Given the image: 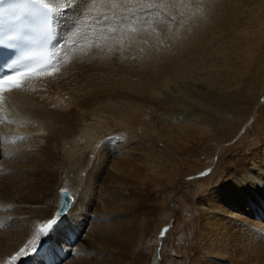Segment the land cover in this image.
Returning <instances> with one entry per match:
<instances>
[{"label": "bare ground", "instance_id": "6f19581e", "mask_svg": "<svg viewBox=\"0 0 264 264\" xmlns=\"http://www.w3.org/2000/svg\"><path fill=\"white\" fill-rule=\"evenodd\" d=\"M40 1L54 9L53 68L0 95V264L31 252L42 240L39 229L51 221V247L72 253L65 264L79 253L103 252L107 240L113 249L110 237L125 231L136 243L143 230L156 227L139 211L138 191L146 195L158 186L164 194L154 199L187 194L168 206L153 201L171 217L160 222L170 263L264 264V5L256 25L228 20V28L220 12L231 0ZM156 3L182 11L178 25L152 22L147 14ZM225 75L235 87L256 85L240 103L237 124L227 123L223 140L217 135L210 144L222 106L235 99L225 87L218 92ZM13 105L19 114L9 110ZM114 138L121 140L117 146ZM125 147L142 154L125 156ZM165 154L179 170L162 179ZM211 164L208 177L197 176ZM185 165L195 173L189 179ZM187 180L193 193L180 188ZM63 193L74 201L64 213ZM116 213L126 218L121 222ZM70 235L81 242L68 244Z\"/></svg>", "mask_w": 264, "mask_h": 264}, {"label": "rangeland", "instance_id": "374dc122", "mask_svg": "<svg viewBox=\"0 0 264 264\" xmlns=\"http://www.w3.org/2000/svg\"><path fill=\"white\" fill-rule=\"evenodd\" d=\"M200 1L203 2V0H200ZM230 2H231V4L227 8V11L226 12H220L222 18H226V24H224V25H229L228 28L230 27V23L228 22V20H230V21L235 20V22L233 24H231V25H235L236 27L237 26H243L244 27L245 25H256V21L261 19V17H259V19L257 18V14L260 13V9L259 8H260V6L262 4L264 5V0H231ZM227 4H228V2H227ZM168 5L169 4L166 5V3H165V6L162 5V4L160 5V3H156L155 11L154 12H149V14H147V15L150 16V20L152 22H154V21H157V19H159V21L163 22V23L167 22L168 24L172 23V25H178V23H179L178 21H180L182 19L184 13L182 11H180L179 9H176V8L174 9L173 7H171L172 5L169 6L172 9V10H170ZM207 6H209V4ZM232 8H233V13H232ZM216 9H217V11L218 10L220 11L219 8L216 7ZM173 10H175L176 12H178V11H180V12L176 13ZM206 10L207 11L209 10L210 12H215L216 11V10L214 11V9H212V8H207ZM263 12H264V9H263ZM140 14H143V12H141ZM174 15H177V16H174ZM262 16L264 17V14H262ZM140 17H139V20L142 19L140 21V23H142L143 21H147L146 18H145L146 20L144 19V17H146V15L143 16V18H140ZM250 20H251V22H250ZM128 50H129V52L128 51L127 52L131 53L130 49H128ZM262 50L261 51L264 52V46H263ZM260 64H259V66H262V65L264 66V58L263 57L260 60ZM251 70L253 72V69H251ZM252 72H251V74H252ZM261 76L263 77L262 74H261ZM231 81H232V79L228 75H225L224 76V80L220 81L221 88H220V90L218 92L223 94L224 93L223 87H225L229 91L226 94L229 95V96L234 97L235 99L227 98V100L225 101L226 105L222 106L223 112L219 115V120L222 123H219V122L216 123V126L218 125L219 128L217 127L216 131H213V133H209V136L214 139V140L210 139L211 140L210 144L211 143L214 144V142L216 140L215 138L217 137V135H218V137L221 136V138H222V134L221 133L229 132V128L227 127V123H231L232 127H234L237 124L239 116H236L235 114L242 107L240 105V103H241L242 100L246 99L244 97H247V95H250V89L253 86L256 85L254 83L253 84L252 83H248V84H245V86L242 84L240 87H235V84L232 83ZM263 85H264V83H263ZM232 86H234V87H232ZM263 95H264V90L262 91V96ZM234 104H235V108H233ZM9 110L10 111L11 110H15L14 112L19 114L17 108L14 105L11 106V108ZM28 119H29V121L33 120L32 118H28ZM4 132H6V131H4ZM76 136L78 138L82 137L80 132H78L76 134ZM7 138H9V136ZM222 140H223V138H222ZM112 141L111 142L113 143V145L117 146L115 141L119 142L121 140H119L118 138H114ZM236 143L239 146L242 147L241 141H237ZM109 145H112V144H109ZM132 145H135V144L133 143ZM141 146H142V144H140L138 146V148H140ZM206 149L207 148H205V147L201 148V152L203 150H205L202 154H206V152H208ZM119 150H120V148L119 149L117 148V150L115 152L117 155L120 154V153H118ZM123 151L125 152V156L128 155V153H129V155H132L133 157L142 154V153H139L138 150H135V149H130L129 150V149H126V147L124 148ZM106 152L107 151H103L101 149V153L103 155V158L105 157L104 155H105ZM126 152H128V153H126ZM110 155L114 159V162L117 163V161L120 160V158L119 159L114 158L113 152H111ZM3 158L5 160H7L8 156H4ZM4 159H2V162H5ZM160 160H161V162H159L160 167L158 169V177L159 178L166 179L169 175H173L174 171L179 170V168H177L175 165H173L172 163L169 162L168 156L166 154L163 155L160 158ZM97 164H99V162ZM194 164L196 166L201 164V158H200L199 161H194ZM203 164H204V161H203ZM211 166L212 167H209L210 169L208 168L209 170L207 169V170H205L202 173V175L199 174L200 176L199 175H197V176L200 177V178L208 177L210 175V172L213 171L215 165L211 164ZM184 168L186 170L185 179H189L188 176H191V175L195 174L194 170H191V172L188 171L187 165H185ZM110 169H111V172H115L116 173V169H114L112 167H110L109 170ZM216 175L217 174H215V176ZM83 177H86V176L83 175ZM196 181L198 182V180H196ZM191 183L192 182H190V180H187L183 184L180 185V188H185L186 190H190L193 193V191L195 189V184L193 182L192 183L193 185H191ZM94 189L97 190L99 194H102L98 183L95 184ZM57 190H58V186L57 185L53 186V193H52L50 198H53V194L55 196ZM138 192H139L140 200L142 202V204H141V206L139 208V211L140 212H144V214H145L144 216L147 219H149L154 226L156 224V227H153L151 230H149V229L148 230H143V232H141V238H139V241L136 242V243H132L131 242V234H130L129 231L123 232L122 235L120 234L118 237L113 235V236L110 237L112 240H114V244H113V247H112L113 249L109 250V248H111L112 245L109 243L110 241L107 240L105 245H104V248L101 250L103 252L100 253V251H94L95 252L94 254L93 253H91V254L79 253V254H77V257H79L80 259L78 260V258H76L75 259L76 261L74 260L73 263L71 262L72 264H86L85 259L88 256H89L88 257L89 258V263H90L91 260H93L95 258L94 259L95 261H92V263H94V264H100L101 261L99 259H101L102 261H105L107 259L106 260L107 263L104 262L105 264H173L174 263V262L173 263L169 262V260H168V258L166 256V249H164L163 246H162V243L165 241V236H163L161 234L165 233L167 228H164V229L160 228L161 227L160 226V222H166V220L167 221H171V217H169L167 211L166 212H161V211L157 210V208L153 204V201H158V200L159 201H164L162 203V205L163 206H168L169 202H171L172 200H176L177 198H179V199L181 198V199L185 200L187 198V194H170V198L169 199H154V198L160 197V196H162L164 194V192L160 190L159 186L156 188V192H148L146 195H144V193H142L140 190ZM95 193L97 194L96 191H95ZM95 196H97V195H95ZM51 201L52 202L49 203L50 206H52L54 204L56 205V202H55L54 199L51 200ZM97 203H98V201H97ZM0 209L3 210V207L0 206ZM116 214H117V216H114V218L115 219H119V221H121V222H122L123 219L126 218V215L124 213H123L124 218H122L123 216L121 217L122 214H120V213H116ZM94 215L95 214L93 213L92 216H94ZM128 216H131V215L128 214ZM45 218H47V217H44V216L41 217V219H45ZM36 220L37 219H34V222H38ZM113 231L115 233H117L119 230L117 231L115 229V227H114ZM156 235H161V236L155 237ZM92 238L93 237H91L88 240V242L83 240L82 245H83L84 248L90 246L89 242L91 241ZM77 240L79 241L78 237H77ZM81 240L79 241V243L81 242ZM78 241L76 242L75 245H77ZM85 243H87V244H85ZM91 250H93V249H91ZM134 250H136V254L135 255L133 254ZM74 251H75V249H74ZM98 254H99V256H98ZM95 256H97V257H95ZM122 256H126V258H125L126 260H124V258H122ZM115 258L119 259V260H114ZM82 259H84V260H82ZM68 260L66 262H68ZM83 261H85V263H82Z\"/></svg>", "mask_w": 264, "mask_h": 264}, {"label": "water", "instance_id": "95a60500", "mask_svg": "<svg viewBox=\"0 0 264 264\" xmlns=\"http://www.w3.org/2000/svg\"><path fill=\"white\" fill-rule=\"evenodd\" d=\"M66 197H67V199H66ZM63 198H64V200H63V203H62V209H61V212L62 213H64V212H66V210L68 209V207H69V203H70V198H69V196H68V194L67 193H63Z\"/></svg>", "mask_w": 264, "mask_h": 264}, {"label": "snow or ice", "instance_id": "6c2138e0", "mask_svg": "<svg viewBox=\"0 0 264 264\" xmlns=\"http://www.w3.org/2000/svg\"><path fill=\"white\" fill-rule=\"evenodd\" d=\"M66 199H67V197H66Z\"/></svg>", "mask_w": 264, "mask_h": 264}]
</instances>
